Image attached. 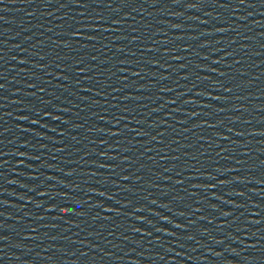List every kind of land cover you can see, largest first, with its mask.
<instances>
[{
    "label": "water",
    "instance_id": "1",
    "mask_svg": "<svg viewBox=\"0 0 264 264\" xmlns=\"http://www.w3.org/2000/svg\"><path fill=\"white\" fill-rule=\"evenodd\" d=\"M0 85V264H264V0H3Z\"/></svg>",
    "mask_w": 264,
    "mask_h": 264
},
{
    "label": "snow or ice",
    "instance_id": "2",
    "mask_svg": "<svg viewBox=\"0 0 264 264\" xmlns=\"http://www.w3.org/2000/svg\"><path fill=\"white\" fill-rule=\"evenodd\" d=\"M240 2L241 3H244V0H240ZM0 3H3V0H0ZM80 7H87L88 5L87 4H81V5H79ZM109 7H111V5H108ZM221 7H224V5H221ZM95 30V29H94ZM88 39H94V37H88ZM152 49H149V51H151ZM120 51H123V49H120ZM176 59H179V57H176ZM20 63H26V61H20ZM216 63H218V61H216ZM183 67V66H182ZM81 72H83V71H86V69H83V68H81V70H80ZM134 75H138V73H133ZM161 79H168V77L167 76H164V77H161ZM184 79H187V77H184ZM0 88H3V85H0ZM161 91H163V89L161 90ZM228 91H231V89H228ZM97 94H99V93H97ZM197 95H203V93H197ZM212 99H219V97H211ZM169 103H175V101H169ZM189 103H191V101H189ZM205 107H208L207 105H205ZM36 115L37 116H39L40 114L39 113H36ZM54 119H59V117H53ZM33 124H37L38 123V120H32L31 121ZM133 131H136V134L137 135H145V133H142V132H139V131H137V130H133ZM113 135H119V133H113ZM153 139H155V137H153ZM101 167H103V165H101ZM71 173H69V175H70ZM125 179H127V177H125ZM103 193H101V195H102ZM49 210H51V209H49ZM106 211H111L110 209H106ZM53 219H59V217L57 216V217H53ZM137 231H139L138 229H137Z\"/></svg>",
    "mask_w": 264,
    "mask_h": 264
}]
</instances>
